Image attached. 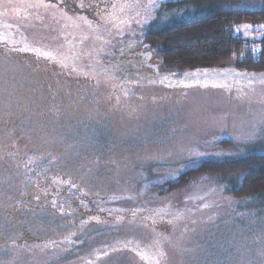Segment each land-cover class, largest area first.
Segmentation results:
<instances>
[{
  "label": "rangeland",
  "instance_id": "rangeland-1",
  "mask_svg": "<svg viewBox=\"0 0 264 264\" xmlns=\"http://www.w3.org/2000/svg\"><path fill=\"white\" fill-rule=\"evenodd\" d=\"M182 1L0 0V264H264V193L233 197L207 175L173 185L200 159L264 153V71L168 72L146 47L193 13L167 6ZM46 179L107 217L85 227L76 194L28 213ZM24 226L45 242L17 244Z\"/></svg>",
  "mask_w": 264,
  "mask_h": 264
},
{
  "label": "trees",
  "instance_id": "trees-1",
  "mask_svg": "<svg viewBox=\"0 0 264 264\" xmlns=\"http://www.w3.org/2000/svg\"><path fill=\"white\" fill-rule=\"evenodd\" d=\"M236 4L237 0H185L168 4V7L190 6L194 11L186 18L146 33L143 37L146 47L156 53L162 69L168 72L220 67L228 62L237 70L263 72L264 33L258 41H249L233 35V27L242 23L264 24V9H240ZM199 175L220 180L225 193L233 197L260 195L264 193V153L200 159L196 167L173 185L179 187L184 178L190 180Z\"/></svg>",
  "mask_w": 264,
  "mask_h": 264
},
{
  "label": "flooded vegetation",
  "instance_id": "flooded-vegetation-1",
  "mask_svg": "<svg viewBox=\"0 0 264 264\" xmlns=\"http://www.w3.org/2000/svg\"><path fill=\"white\" fill-rule=\"evenodd\" d=\"M43 184V187L45 188V191H42L40 188H39V185L35 188L37 189V197L36 198H33L34 196L32 194H27L24 198V200H22V203H27L26 206L27 208L24 209L26 211H28V213H30L31 211L33 212H43V211H52V212H55V210L53 209L52 206H49L48 204L52 201H54L55 204L59 203L58 199L61 198V196H65V195H78L76 196L77 198L75 199L76 201H74V204L76 203L77 205V210L75 211L77 213V217H78V220H81L83 218L85 219H92L94 216H95V213L96 214H99V215H102V216H106V211H98V212H95L93 210V208H91V204L89 202L90 198H86L84 196V194H80L79 196V192L78 190L71 184L69 183H62L61 185L59 184H53V182L51 181V179H46L45 181L42 182ZM59 187V188H55V187ZM44 192V193H42ZM42 193V194H41ZM28 199V200H26ZM69 203V202H68ZM72 203V202H71ZM69 203V205L72 206V204ZM94 212V213H93ZM15 213L19 214V211L15 210ZM81 213V214H80ZM84 214L86 215V217L84 216ZM22 215V214H20ZM20 215L18 216V218H20ZM88 223L85 224V227H87V225L91 224V221H87ZM92 225V224H91ZM89 225V226H91ZM27 228L24 226V229L21 233V235L18 237V240L15 241L17 244L21 245V246H29L31 243L33 245H37L35 244L36 242H40L43 243L45 242L44 240L42 241L39 240L38 238H34L32 237L26 230ZM64 242H68L69 240H63ZM78 240L75 241V243H69V244H73L72 246H77L78 243L77 242ZM62 241H56L55 243L57 244H62L63 243H60Z\"/></svg>",
  "mask_w": 264,
  "mask_h": 264
}]
</instances>
